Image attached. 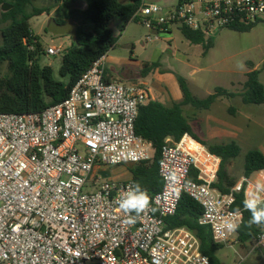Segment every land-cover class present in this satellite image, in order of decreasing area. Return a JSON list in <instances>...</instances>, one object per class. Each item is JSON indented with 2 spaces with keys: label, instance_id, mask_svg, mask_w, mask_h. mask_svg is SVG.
<instances>
[{
  "label": "built area",
  "instance_id": "2783aa9c",
  "mask_svg": "<svg viewBox=\"0 0 264 264\" xmlns=\"http://www.w3.org/2000/svg\"><path fill=\"white\" fill-rule=\"evenodd\" d=\"M134 19L157 35L185 27L212 37L264 23V0H141ZM156 41L147 36L145 44ZM64 52L51 46L44 53ZM106 70L103 56L62 103L41 113L0 114V264H211L193 231L166 226L184 195L201 206L199 225L215 244L236 242L224 225L241 224L233 205L243 184L225 194L215 188L221 159L188 134L162 148V188L149 195L155 211L126 222L113 201L133 179L96 174L153 158L135 131L140 107L153 100L143 83L111 81ZM172 174L175 182L166 181ZM257 245L264 247V234Z\"/></svg>",
  "mask_w": 264,
  "mask_h": 264
},
{
  "label": "trees",
  "instance_id": "16d2710c",
  "mask_svg": "<svg viewBox=\"0 0 264 264\" xmlns=\"http://www.w3.org/2000/svg\"><path fill=\"white\" fill-rule=\"evenodd\" d=\"M79 2L85 4L83 10L72 8ZM1 3V2H0ZM31 0H13L12 9L2 13V21L10 24L0 31V114L28 115L38 114L47 108L62 103L72 88L78 83L94 62L107 56L118 42L110 23L118 17L125 23L138 22L134 19L140 8L141 0H57L54 7L65 10L64 18L74 24L71 32L72 44L61 56L59 79L55 77L51 66L40 64L44 49L40 38L36 36L30 25L35 16L50 13V8H34L28 10ZM67 11V12H66ZM59 26L61 21L53 19ZM91 22L92 30L85 25ZM255 25L232 29L236 32H249ZM182 35L193 45H203L206 52L212 48L211 40L202 31L188 28L180 29ZM33 47V50L30 48ZM7 66L8 75L1 77V71ZM161 66L160 62L145 63L141 75L148 76ZM260 70L250 71L246 75L242 91L239 94L224 88H216L214 93L204 99L194 97L185 78L177 75V82L182 93V100L170 105L158 101H150L140 107L135 123L136 134L150 143L154 150L150 161L134 165L130 170L133 181H139L147 189L150 196L157 194L162 188L159 176L161 151L167 140L179 142L186 134L207 146L211 153L221 159L218 180L215 184L221 193H229L237 185L227 171L228 164L238 158L241 147L235 141L221 144H208L194 132L190 120L184 114L185 107L197 111H207L222 98L240 97L244 105H264V86L260 82ZM264 171V154L258 149L247 152L244 161V179ZM247 183H243V191L236 194L233 211L241 209V227L236 231V243L243 247L258 243L259 236L264 234V226L245 227L250 213L243 211L242 201ZM202 214L201 206L190 197L184 195L173 217L165 220L168 229L186 227L193 231L200 241V252L208 257L211 264H222L217 252L223 248L214 243L210 228L199 225Z\"/></svg>",
  "mask_w": 264,
  "mask_h": 264
},
{
  "label": "rangeland",
  "instance_id": "374dc122",
  "mask_svg": "<svg viewBox=\"0 0 264 264\" xmlns=\"http://www.w3.org/2000/svg\"><path fill=\"white\" fill-rule=\"evenodd\" d=\"M0 2L1 31L10 24L2 21L1 6L10 5L13 0H0ZM56 5L57 0H31L28 8L30 12L34 8L51 9L49 14L44 13L30 20L31 30L40 38L44 52L51 46L61 47L66 51L72 44L71 32L74 24L66 21L65 10L54 8ZM69 7V10L71 7L83 10L85 4L79 2ZM53 19L61 21V24L57 26ZM110 25L118 38V45L109 52V56L121 60V65L109 64V73L113 76H116L121 68L137 73L138 69L142 70L145 63L160 62L161 72L169 69L185 78L192 95L198 99L213 94L216 88H224L236 94L241 93L246 75L253 70L261 71L259 79L264 86V23L255 25L252 30L245 33L225 29L216 36L207 35L206 41L211 40L213 43L212 48L207 52L203 45H193L186 40L179 28H173L170 36H163L151 32L138 22L125 23L118 17L114 18ZM85 29L92 30V23L87 22ZM147 36H158L160 41L145 44ZM1 42L0 33V45ZM40 64L51 66L55 77L59 79L61 56H48L44 53ZM7 75V66H4L1 77ZM143 84L153 89H163V85L156 86L155 79H151L149 84ZM155 90L157 89H154V97H156ZM166 95L167 91L161 93L162 97ZM171 102L173 101H169L167 105ZM184 114L190 120L196 135L206 143L219 144L230 141L238 143L241 153L228 164L227 171L235 179L236 184H243L247 152L259 149L264 154V105H244L237 96L230 99L222 98L207 111L185 107ZM98 170L95 169L94 174ZM96 175L103 180H113L118 176L112 167L104 168ZM246 183V189L252 191L253 185L264 181L254 174ZM217 256L222 264H264V247L257 244L243 247L235 242L223 246L217 252Z\"/></svg>",
  "mask_w": 264,
  "mask_h": 264
},
{
  "label": "clouds",
  "instance_id": "9594fccd",
  "mask_svg": "<svg viewBox=\"0 0 264 264\" xmlns=\"http://www.w3.org/2000/svg\"><path fill=\"white\" fill-rule=\"evenodd\" d=\"M165 179L166 181L175 182L176 176L172 174L165 177ZM113 203L125 215L126 222L129 224L137 222L143 214L155 211L147 189L143 188L139 181L129 184L127 189L121 191ZM242 205L243 211L250 213L245 227L264 226V183H257L253 191L245 192ZM235 215H242L239 207L235 210ZM224 227L229 232H235L241 227V224L228 221Z\"/></svg>",
  "mask_w": 264,
  "mask_h": 264
},
{
  "label": "crops",
  "instance_id": "0c3cea01",
  "mask_svg": "<svg viewBox=\"0 0 264 264\" xmlns=\"http://www.w3.org/2000/svg\"><path fill=\"white\" fill-rule=\"evenodd\" d=\"M117 45H118V42L111 51H113L117 47ZM112 63H119V65H121V60H119L118 58H110L109 53H108L106 56V67H107L106 74L109 80L121 82L124 84L127 83L128 85H131V84H135L134 82L136 81L139 82L137 84H140L142 82L145 84H149L151 79H155L156 86L163 85V89L154 88V89H157L155 90L156 97H154V93H153L154 89L147 87L151 89L153 101H158L162 104H167L171 100L175 102H179L182 100V93L180 91L177 78H176L177 74L173 73L171 70L165 69L166 70L165 72H161L160 68H158V69L153 70L150 74H148V76L143 77L139 69L136 73V72L130 71L129 69L121 68L120 70H118L119 72H117V75L113 76L109 73V68H108L109 64L111 65ZM165 91H167V95L166 97H162L161 93L162 92L164 93ZM223 143H227V142H223ZM112 168L115 170V173L118 175L113 180L119 181V182H125V181H129L132 179V174L130 172V170L132 169V166L123 165V166L112 167ZM256 175H258L259 177L263 176L264 171L256 173Z\"/></svg>",
  "mask_w": 264,
  "mask_h": 264
},
{
  "label": "water",
  "instance_id": "95a60500",
  "mask_svg": "<svg viewBox=\"0 0 264 264\" xmlns=\"http://www.w3.org/2000/svg\"><path fill=\"white\" fill-rule=\"evenodd\" d=\"M147 1L150 2V3H155V2H160L161 0H147ZM11 9H12V6L8 5V4H3L1 6L2 13H6V12L10 11Z\"/></svg>",
  "mask_w": 264,
  "mask_h": 264
}]
</instances>
